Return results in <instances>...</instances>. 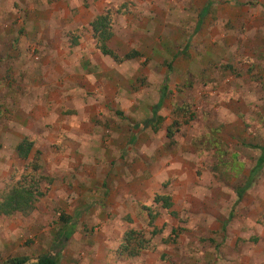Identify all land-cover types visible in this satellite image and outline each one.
Masks as SVG:
<instances>
[{"label":"rangeland","instance_id":"rangeland-1","mask_svg":"<svg viewBox=\"0 0 264 264\" xmlns=\"http://www.w3.org/2000/svg\"><path fill=\"white\" fill-rule=\"evenodd\" d=\"M70 1L0 0V198L13 181L26 176H36L39 190L46 193L29 215H0V264L14 257L34 261L59 252L61 264H264V244H256L260 240L254 236L258 228L264 233V165L253 178L243 202L235 204L238 190L249 182L259 158L258 150L251 147L264 145V120L256 114V118L249 120L238 115L244 120V127L248 123L249 131L231 135L225 129L220 134L218 127L217 136L212 134L216 121L200 120L202 115L205 119L211 113L224 111L222 107L231 100L247 103L246 108L252 111L249 96L258 95V86L264 88V54L252 51L256 56L247 55V49L256 47L250 48L252 41L246 44L242 35L249 27L257 31L255 25L264 22V9L256 7L261 4L264 8V0H115L117 4L112 1L115 7L111 5L104 13L107 29L116 36L112 47L127 55L137 51L140 56L126 60L127 65L118 62L119 79L110 77L108 89H96V94H89L91 91L86 89L80 91L72 84L78 71L72 75L71 68H79L72 63L78 56L70 55L68 50L60 54L54 49L58 41L53 38L72 37L76 10L72 11ZM228 3H236V7L252 4L255 8H250L251 17L252 11L262 15H257L254 26L247 22L220 26L219 12L221 8L225 11ZM204 8L207 14L198 27ZM242 18L243 14L239 20ZM259 30L264 32V27ZM85 34L83 31L81 35ZM220 34L226 36L222 51L215 40ZM20 35L30 41H23L22 45L18 41ZM260 44L259 50L264 51V42ZM22 46L25 55L20 51ZM79 59L82 60L80 55ZM113 61L107 65L111 74L118 72ZM165 86V101L173 100L175 106L186 107L185 115L173 112L172 129L184 130L182 137L188 150L192 143L193 149L198 146V186L206 192L180 204V215L173 216L179 228L174 229L170 244H156L153 240L151 216L158 210L155 204L146 201L139 205V218L146 227L141 232H149L150 249L125 259L118 255L124 236L115 234V241L106 239L109 237L103 235L101 217L97 218L94 211L110 208L112 225L119 219V210L123 208L118 200L122 184L113 180V174L118 177L117 171L128 170L120 160L134 156L129 147L134 144L135 131L147 124ZM206 86L212 87V92L201 96ZM81 110L89 111L85 113V122L91 118L95 123L93 128L85 126L86 131H92L88 144L112 146L115 151L95 150L92 157L99 161L97 166L82 160L87 153L79 152L78 158L87 167L76 165L70 169L59 162L63 154L49 150L69 141L73 124L85 123L76 121ZM164 111L162 108L160 112ZM30 115H34L37 126L25 132L19 124L27 125ZM39 122L44 129H37ZM185 123L188 125L182 126ZM231 130L236 131V126ZM28 134L36 136H25ZM24 138L34 143L28 160H21L16 153V146ZM158 139L159 144L161 139L165 144L169 142L161 135ZM167 149L174 152L173 148ZM34 165L39 166L38 173L32 170ZM107 171L111 174L109 183L103 181ZM249 232L253 235L250 240Z\"/></svg>","mask_w":264,"mask_h":264},{"label":"crops","instance_id":"crops-1","mask_svg":"<svg viewBox=\"0 0 264 264\" xmlns=\"http://www.w3.org/2000/svg\"><path fill=\"white\" fill-rule=\"evenodd\" d=\"M112 1L116 3L115 0H71L69 3L71 9L73 12L76 10V12H74L76 17L75 18L72 17V21H73L71 28V30L73 31L72 37L69 36L62 39L61 36H58L53 38L55 42L58 41V43L55 44L54 46L55 51L58 52L60 51V54H64L68 50V53H70V55L73 54L74 56L75 55L78 56L75 62L72 63L75 66H79L78 69L74 67L71 68L72 75H76V71H78L77 75L74 76L76 78L72 80V84L74 85V88L80 91L85 89L90 90L91 93L89 94H96V89H102V88L108 89L107 84L110 82L109 80L110 77H118L119 79L120 76L118 75L121 72L120 65L121 64L127 65V61H129L127 60L118 63L111 56L103 54L99 48V42L97 39L98 36L95 33L94 28L92 27V24L98 19V17L107 16L106 14H104L107 8L110 9L111 5L115 7V4ZM228 6L229 7L225 9V11H223V9L221 8V11L219 12L217 23L220 26H223L224 23H228V22L231 24H235L237 26L240 24L244 25V22H247L248 24H253L254 26L257 15L259 17L262 15L260 13L257 14L256 12L252 11L254 15L251 17L252 14H250L251 12L249 13L250 8L253 7L255 8V6L252 4H241V6L236 7V3L235 4L228 3ZM256 7H259V9L261 10L264 9L261 4L256 5ZM205 9L207 8H204L203 11L200 13L199 22L201 21V16ZM224 14H227V16L224 17ZM242 14H243V18L242 20H239V16ZM167 22L169 25L172 24L170 20H167ZM42 23L45 24L44 22ZM201 23L200 24L198 23V27L201 25ZM55 24L57 25L59 23L56 22ZM255 27L257 31H251L249 27L248 32L242 35L243 39L246 41V44H248V41H252V45H250V48L256 47L251 50L247 49L246 54L250 56H256L255 53L252 55V51L256 53L261 52L262 54H264V51L259 50V47L261 46L260 43L262 41L264 42V32L260 31L259 29L264 27V22L259 23L258 26L255 25ZM83 31H86L85 35H81ZM115 37L116 36L114 34L108 39L107 42L108 48L112 50L118 57L124 58L126 57L127 53H122L121 50L118 51L116 48L112 47V42ZM215 40L220 43V48L222 51L224 47L223 41L226 40V36L224 34L216 35ZM18 41H20L23 45L24 44L23 41H30V40L26 39L25 36L20 35ZM38 47L41 48L42 45H38ZM187 48L188 46L186 47V49ZM20 51L24 55L27 54L24 46L20 47ZM73 52H77V53H73ZM79 55L82 59L81 61L79 59ZM112 59L114 60L113 61L114 67L118 70V72L114 74H111V68H108L107 66V65L109 66L112 65ZM117 63L120 65H118ZM261 86L262 85L258 86V91H257L258 95L256 97L249 96V103L252 104L253 106L252 111H249L248 107L246 108L247 103L240 102L239 100H234V101L231 100L227 105L222 107L224 108V111H221L220 113H211V115L205 119L203 118L202 115L200 120L202 121L206 120L207 123L212 121H216L218 123L216 129L212 130V134L215 136H217L216 130L218 127L221 129V131H218V133L220 134H222V131L223 130L225 131V129L226 131L228 130L229 134L231 135L233 134L236 135L238 131H241L242 133L249 131L247 126L248 123L244 127V120L237 118V116L242 115L244 116V118H247V120H249L256 118L255 116L256 114L257 116L259 115V118L264 120L263 119L264 117L261 116L264 115V88H261ZM209 88L212 87H208V86L204 87V89H206V92L200 93V95L203 96L206 95L208 92H212V90ZM98 95H100V93ZM102 97H103L102 99H108L106 98V96H102ZM110 98L113 99L114 97H110ZM157 98L158 100L155 101V107L160 103V98L159 97ZM174 104L175 103H173V100L165 101L164 99L163 105L161 107V109L163 108L165 110L164 112H160L161 111L160 109L159 111H157L158 113L155 114L154 112L155 107L153 108L152 114L146 120L147 124L145 125L146 127H149V129H146L145 126L143 127L142 125H140V127H138V129H136L135 131L134 141H133L134 144L133 146L129 147L130 148L129 152L133 153L132 155L134 156H131L129 159L126 156L123 160H120V164H122L123 168L127 167L128 170L124 172L122 171L121 173L117 171L118 177H116L115 174H113L112 177L113 180L116 182H121L122 184L121 187L119 188L120 193L118 200L120 201V203H122L121 206H123V208H120L119 210L120 212L118 214L119 219L115 221V225L111 224L112 223V221L110 220L111 215L108 214L110 208H108L109 210H107V208L103 207L101 210L98 209L94 211V213H96L97 218L101 217V219L99 220L100 221L102 220L103 235L105 237H109L106 238L108 240L112 239L113 241H115V239L118 238L115 234H119L121 238L129 230L138 231L139 229V231L141 232L143 229H146L142 219L139 218V216L141 215L139 213L138 206L144 205L142 204L143 202L151 201L153 202V204H155L158 210L156 214H153L152 216L150 215L151 218L154 219V222L151 223V226L152 225L154 226L152 228V231L151 228H149V231H151L152 233L157 232L156 236L153 238L156 244H159V242L161 244H170L169 239L171 235L176 231L174 229L179 228L178 222H173V216L175 217L180 215V204H184V202L190 200V198L194 200V196L201 197V194H204L206 192L204 187L201 188L198 186L199 173L197 169L200 167L199 164L201 161L198 155L199 152L198 146H196L197 148L194 147L195 149H193L194 145L192 143L193 146L190 144L191 149L188 150V147L184 145L185 140L182 137L184 130L181 127L175 129L174 135L172 136V138H169V132H170L169 130L172 129L173 126L172 124L174 121L173 112H177L178 108H186L184 105L175 106ZM169 105L170 108L168 109ZM206 106L207 104H204L205 108ZM102 107L105 108L104 106ZM243 110L248 111V113H246ZM81 112L82 113L80 117H78L76 120L77 122H85L86 121L85 113H88L89 111H86L84 113V111L81 110ZM30 116L28 118L27 125L24 126L23 123L19 124L23 126L25 132L30 131L31 128L37 126L34 123L37 120H34V118H32L34 117V115L31 117ZM171 117L173 120L171 119ZM89 119L90 120L88 122H85L82 125L73 124L71 129L73 133L71 135H68L69 141L64 143L58 149L49 150L57 155L63 154L59 162H63V164L66 163V165L70 166V169H73L76 165H80L79 166L80 168H84V167L86 168L88 164L97 166L95 165V163H99V161L92 157V153H96L95 150H97L98 152L104 149H107L108 151H115V147L112 146H107V148L106 147L103 148V147H94V145L88 144L91 141L90 137H92V135L90 134H92V131L91 132L86 131L85 126L88 127L90 126L91 128L95 126L93 120L91 118ZM25 120L26 118H23V121ZM52 120L54 121V124L57 125L56 120H54V118H52ZM15 121H17L16 117H15ZM193 121H195V119H193ZM159 122L160 123L163 122V124L160 125ZM184 125H188V124L187 123L182 124V126ZM233 125L236 126V131L231 130ZM162 126H163V130L161 131ZM37 129L42 130L44 128L41 125ZM204 131L208 133L207 130ZM159 135H161L163 138H168L169 142L165 144L164 140L161 139L162 144H159L158 143L160 142L158 139ZM25 136L35 137L36 135L28 134ZM181 139H183V142H180ZM119 147L124 149V146L122 147L119 146ZM167 147L173 148L174 152L167 149ZM259 147L264 148V145L262 144V146L251 147L255 150L258 148L257 149L259 152L258 160L262 156V151L259 149ZM33 151L34 148L32 150V153ZM83 151L87 153V156L83 155L84 153ZM79 152L82 153L84 157L82 160L87 159L86 163L88 164H84L83 163L84 161L78 158L77 154ZM90 158H92V160H90ZM258 160L256 163H258ZM107 164L108 163L106 160L103 163L104 169H106L105 166ZM123 164H126V167ZM100 165L101 164H98V167ZM255 166L253 167V169L255 168ZM109 169L112 170L111 165H109ZM251 174L252 171L250 172L249 178ZM104 175L105 176L103 181L109 183L108 178H110L111 174L109 175V171H107L104 172ZM174 189L178 190V192L176 193ZM248 191H246L245 194H247ZM158 195L169 197L173 206L170 209H167L163 207L162 202L156 203L155 198ZM237 197H238V192H237ZM244 198L245 197H243L241 202H243ZM183 208L184 207H182V209ZM99 211H101L102 215L99 214L100 213ZM232 214L233 211L231 212L230 216ZM144 233L143 235L144 236L146 235L144 238L146 240H150L149 239L150 235H147L149 234V232L145 234ZM252 236H251V232H249L247 234L248 237L247 239L248 240L252 239L251 238ZM254 236H256L257 239L260 240L256 244H264V233L262 232V230H260V228H258V230L254 232ZM108 247L109 244H107L106 248Z\"/></svg>","mask_w":264,"mask_h":264},{"label":"trees","instance_id":"trees-1","mask_svg":"<svg viewBox=\"0 0 264 264\" xmlns=\"http://www.w3.org/2000/svg\"><path fill=\"white\" fill-rule=\"evenodd\" d=\"M207 13V9L204 10L201 16V21L203 16ZM107 16H100L98 19L92 24L95 33L98 36L99 48L103 54L111 56L117 62H123L126 60L136 59L140 56L137 51H133L130 54L126 55L124 58L118 57L112 50L108 48L107 42L108 39L113 35L107 29ZM199 22V24L201 23ZM167 87L165 86L162 91V97L160 98V103L154 108L155 114L158 113L163 105V100L165 99ZM178 113L186 112V108H178ZM185 115V114H183ZM176 124V122L174 123ZM174 126V125H173ZM172 126V127H173ZM169 138H172L175 131L173 129L169 130ZM34 148V143L29 139H23L16 146V153L21 160H28L32 154V150ZM258 149V148H257ZM262 151V156L258 160L256 167L253 169L252 174L250 176V180L245 186L244 189H240L238 191V201L236 205L239 204L246 191H248L252 186V180L257 175L256 173L260 171L261 167L264 165V148L259 147ZM32 170L35 172H39L40 168L37 165L32 167ZM255 173V174H254ZM39 179H36V176H27L17 182L10 184L8 191L4 192L2 197L0 198V215L2 216H13L16 214L29 215L36 209V204L45 196V192L39 190L40 184L38 183ZM156 203H163V207L170 209L173 204L169 197L165 196H156ZM153 220V218H152ZM154 221V220H153ZM156 233H153V237L156 236ZM145 236L140 231L129 230L124 234L122 243L118 248V255L121 258L132 259L143 252H146L150 249L151 240H146ZM62 252H59L58 255H42L39 256L36 260L31 261L26 257H14L7 261L5 264H61L59 260V256H61Z\"/></svg>","mask_w":264,"mask_h":264}]
</instances>
